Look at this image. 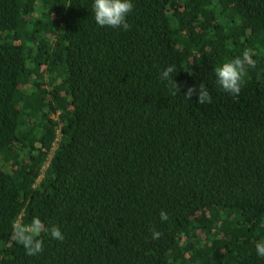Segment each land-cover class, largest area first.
Returning a JSON list of instances; mask_svg holds the SVG:
<instances>
[{"label": "trees", "instance_id": "16d2710c", "mask_svg": "<svg viewBox=\"0 0 264 264\" xmlns=\"http://www.w3.org/2000/svg\"><path fill=\"white\" fill-rule=\"evenodd\" d=\"M132 3L124 31L93 0H0V264H264V0ZM33 217L65 239L29 256Z\"/></svg>", "mask_w": 264, "mask_h": 264}, {"label": "clouds", "instance_id": "9594fccd", "mask_svg": "<svg viewBox=\"0 0 264 264\" xmlns=\"http://www.w3.org/2000/svg\"><path fill=\"white\" fill-rule=\"evenodd\" d=\"M133 8L132 0H93L92 4L95 22L100 27L122 28L124 31H128L131 27L126 17L133 11ZM253 54L251 49H245L241 56L234 57L215 68L216 83L225 93L239 95L244 78L247 76V69L255 67V61L252 59ZM176 72L175 66L170 65L160 73L162 80L171 82L173 95H177L181 87L172 79L173 73ZM193 95L196 96V101L200 104L212 102V97L203 83L199 85L198 92L196 87L192 86H189L184 92L186 99H192ZM159 219L167 221L168 214L161 210ZM150 231L153 241L162 235L154 228ZM43 234H48L51 239L61 242L65 239L59 227L55 225L47 227L39 217H33L29 224L14 223L10 239L23 246L27 255L33 256L44 251ZM255 251L257 256L264 258V241L255 243Z\"/></svg>", "mask_w": 264, "mask_h": 264}]
</instances>
